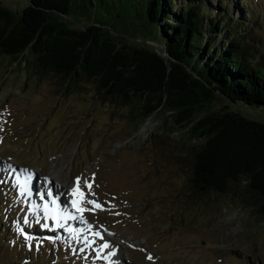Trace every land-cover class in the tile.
<instances>
[{
    "label": "rangeland",
    "instance_id": "1",
    "mask_svg": "<svg viewBox=\"0 0 264 264\" xmlns=\"http://www.w3.org/2000/svg\"><path fill=\"white\" fill-rule=\"evenodd\" d=\"M235 1L244 12L241 0ZM207 2L217 4L216 0ZM26 3L3 0L12 10H20ZM259 3V22L248 20L245 25L250 28L245 41L256 48L264 46V1ZM105 6L83 15L79 24L99 22L126 39L165 48L158 29L131 17L134 9L128 2L119 16ZM230 10L232 15L236 13L232 7ZM20 68L0 54V159L39 167L64 181L71 172L75 179L82 178L81 188L83 179L92 181L94 174L95 196L88 198L101 204L111 201L116 205L112 212L121 215L100 210L82 213L97 230L102 226L114 233L107 234L109 237L104 233L103 239H95L90 249L80 252L82 240L69 241L65 239L69 234L35 223L38 215L41 224L54 221H45L39 209L36 213L40 214L28 211L32 203L5 183L1 171L0 230L6 229L0 242V264H237L236 252V258L264 264V214L257 210V199L245 196L244 180L231 182L224 193L209 192L202 201L197 199L199 194L189 181L191 144L197 141L168 122L167 112L157 111L141 119L137 113L129 115L118 103L102 102L92 79L82 77L75 88L63 90L50 76L28 80ZM228 109L264 122V107L233 104L224 96L209 101L199 115ZM27 176L23 169H15V178L21 182ZM26 216L27 225L23 223ZM74 223L71 221L72 226ZM17 226L36 238L31 249ZM54 236L60 239H47ZM40 238L44 239L37 248ZM129 239L139 247L131 246ZM105 242L109 244L106 250L101 247ZM148 254L153 261L147 259Z\"/></svg>",
    "mask_w": 264,
    "mask_h": 264
},
{
    "label": "trees",
    "instance_id": "2",
    "mask_svg": "<svg viewBox=\"0 0 264 264\" xmlns=\"http://www.w3.org/2000/svg\"><path fill=\"white\" fill-rule=\"evenodd\" d=\"M26 1L12 10L0 0V54L19 63L28 80L50 76L65 90L86 77L102 102L118 103L129 115L167 112L168 122L197 141L189 178L197 199L244 180L245 196L256 198L264 214V122L231 109L199 115L221 96L264 107V46L245 41L246 18L258 22L254 6L252 15H232L222 0L217 6L207 0ZM124 2L134 9L131 17L158 29L164 49L115 35L99 22L79 24L102 5L119 16ZM236 256L237 264H254Z\"/></svg>",
    "mask_w": 264,
    "mask_h": 264
},
{
    "label": "snow or ice",
    "instance_id": "3",
    "mask_svg": "<svg viewBox=\"0 0 264 264\" xmlns=\"http://www.w3.org/2000/svg\"><path fill=\"white\" fill-rule=\"evenodd\" d=\"M2 124H0V131H2ZM3 137H0V142H2ZM7 168H11V165H6ZM81 177H77L75 180V186L72 187L70 193H68L70 197V205L71 208L75 209L74 212H70L68 210V206L65 205L63 210H61V206L58 203L60 197L56 196L53 197V191L51 188H48L45 190H41L37 193V195L40 197V200L44 201L42 208H43V219L47 221L49 218H51L54 223L50 225L48 222H44L43 224L40 223L41 217L38 215L37 219L35 220V223L40 225L43 229L50 230V231H56L57 229H63L65 232H67L69 235L65 238L69 241H81L83 242L84 247H81L79 249L80 252H84L85 248L91 247L92 244L95 243L94 240L89 238V235L93 237H100L103 239L102 233L100 231H93V225L88 223L82 213L85 211H91L95 213L97 210L100 211H109L112 212V209L116 207V205L112 204L111 201H105L104 204H107L108 207L106 208L104 204H101L98 202L97 199H89V196L94 197L95 193L92 191V183L94 182V174H93V180L89 181L88 179H83V185L84 188H81ZM16 184L20 186V194L21 195H27L31 196L32 191L29 187V180L28 178H25L23 182H21L19 179L16 180ZM84 189H87V192H85ZM45 196L52 198L50 202L48 200H45ZM51 204V207L49 206ZM84 205H91V208H87ZM41 207V205L32 203L29 207L28 211L30 212H37V210ZM113 215H121L119 212H112ZM78 221L82 225H86L85 228H73L66 226L64 222L67 221ZM24 224H29V218L26 216L23 220ZM17 232L23 236L24 240L26 241L29 249L32 247V241L36 239L34 236L29 235L28 233L24 232V229L17 226ZM44 238H40L37 240V248L40 246ZM47 239L52 240H59V236L54 237H47ZM103 249H107L109 247V244L107 242L103 243L101 245ZM76 249H73V252L75 253ZM106 258V257H105ZM147 259L149 261H153L154 257H152L150 254L147 255Z\"/></svg>",
    "mask_w": 264,
    "mask_h": 264
},
{
    "label": "bare ground",
    "instance_id": "4",
    "mask_svg": "<svg viewBox=\"0 0 264 264\" xmlns=\"http://www.w3.org/2000/svg\"><path fill=\"white\" fill-rule=\"evenodd\" d=\"M143 127L145 128V127H147V126L144 125ZM0 165L5 166V167H6V165H11V167L13 166L10 162H7V161L0 162ZM7 174H9L8 171H7ZM27 174H28L27 178H28L29 176H31L29 173H27ZM36 176H38V179L41 178L40 175H36ZM56 177H57V176H56ZM59 178H61V177L59 176ZM56 179H58V178H56ZM28 180H29V185H30V184L32 183V179H31V178H28ZM45 180H49V176H46V177H45ZM45 182H46V181H44V180H42V181L40 182V191H41V190H45ZM64 182H65V183H70L68 180H65ZM63 189H64V185H62V184H57V182H56L55 180H54V181L52 180V191H53V197H52V198H55L56 196H59V197H60L58 203H59L60 206H61V210H63V208H64L65 205L68 206V209H73V208H71V205H70V197L62 194V190H63ZM54 192H56V194H54ZM58 194H59V195H58ZM47 198H49V197L45 196V200H46ZM52 198H49L48 201L50 202V200H51ZM35 203H36V204H42V205H43V203H41L40 201H37V202H35ZM49 206L51 207V204H49ZM39 211H40V213H42V212H43V208H39Z\"/></svg>",
    "mask_w": 264,
    "mask_h": 264
},
{
    "label": "water",
    "instance_id": "5",
    "mask_svg": "<svg viewBox=\"0 0 264 264\" xmlns=\"http://www.w3.org/2000/svg\"><path fill=\"white\" fill-rule=\"evenodd\" d=\"M113 34H114V32H112ZM115 35H117V34H115ZM136 41H138V40H136ZM138 42H143V43H145V41L143 40V41H138ZM215 98H217V97H215ZM229 110V109H228ZM220 112H225V111H227V110H219Z\"/></svg>",
    "mask_w": 264,
    "mask_h": 264
}]
</instances>
